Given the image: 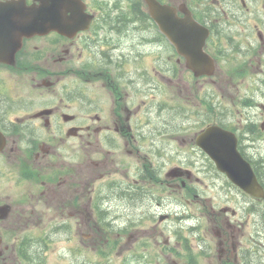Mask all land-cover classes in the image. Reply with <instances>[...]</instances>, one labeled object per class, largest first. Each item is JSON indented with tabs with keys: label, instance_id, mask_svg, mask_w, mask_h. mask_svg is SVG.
<instances>
[{
	"label": "flooded vegetation",
	"instance_id": "af4514ba",
	"mask_svg": "<svg viewBox=\"0 0 264 264\" xmlns=\"http://www.w3.org/2000/svg\"><path fill=\"white\" fill-rule=\"evenodd\" d=\"M156 1L192 7L193 18L208 31L203 50L215 64L223 47L249 56L252 68L261 61L264 47L255 35L259 43L264 37L249 5L260 7L262 0L235 1L238 21L229 25L238 27L242 43L228 37L229 25L217 18L225 12L217 13L216 6L207 12L201 1L199 11L193 0ZM60 3L65 15L55 28L22 38L13 57L0 56L6 60L0 61V264H57L50 255L54 238L70 230L67 242L75 239L72 225H63L73 217H87V223L90 217L144 216L183 222L187 217L163 209L160 196L170 204L199 203L205 185L199 174L207 172L205 162L214 169L196 139L207 126H221L222 118L200 93L191 96L189 83L193 79L202 88L210 79L221 93L222 82L195 76L151 20L144 0H112L111 7L100 0ZM240 10L251 22L240 21ZM131 29L135 34L127 37ZM190 122L200 127L193 136ZM225 129L234 131L238 150L255 161L248 152L254 153L260 131L248 123ZM233 188L250 211L255 199ZM197 210L216 233L220 263L249 264L254 249L236 240L239 228H253L254 217L239 218L227 206L216 215L204 205ZM261 227L264 234V217Z\"/></svg>",
	"mask_w": 264,
	"mask_h": 264
},
{
	"label": "rangeland",
	"instance_id": "374dc122",
	"mask_svg": "<svg viewBox=\"0 0 264 264\" xmlns=\"http://www.w3.org/2000/svg\"><path fill=\"white\" fill-rule=\"evenodd\" d=\"M100 1L103 5L111 7L112 0ZM200 1L207 12H213V6H216L217 13L224 11V14L218 15L222 23L229 25L238 21L232 14L234 11L232 8H236L234 6L237 4L236 0H193L198 8ZM259 6L251 3L249 9L255 8L254 21L258 23L264 37V0ZM121 15L124 16V14ZM250 17L247 11H241V22H251ZM228 27L230 30L227 29V33L231 35L228 37L239 39L238 27L233 25ZM132 34H135V30H127V37H132ZM255 39L258 44H261V48L264 47V42L259 43L256 35ZM239 41L244 42V38L241 36ZM222 52L223 58L216 64V70L211 77L213 81L222 82L221 93L216 90L214 84L209 82L210 79L204 83L202 88H199L191 79L189 83L191 96L200 93L206 105L217 106L219 110L213 112L215 117L220 114L222 123L227 124L231 129L235 126L241 128L242 123L254 125L263 137L255 140L254 153L249 151L248 154L255 160H263L264 163V130H260L261 124L264 123V54L260 62H253L254 67L252 68L249 56L234 55L232 52H227L226 47H223ZM79 85L85 84L80 81ZM172 95L175 98L179 97ZM189 126L191 136L200 129L193 122H190ZM245 144L249 146L250 142H245ZM194 158L191 157L192 160ZM205 165L207 172L199 174L205 179V185L199 189L200 197L203 198L201 202L195 204L189 199L190 204L185 203L182 206L176 203L170 204L163 195L160 196L163 209L170 210L171 214L176 212L177 216L174 217H187L182 220L183 222L178 221L177 218L162 222L158 221L157 217L144 216L90 217V223H87V217H73L74 219H68L67 222L63 220V225H72L75 239L71 243L67 242L70 230L55 237L57 243L50 251L52 261L57 264H185L183 255L188 253V264H221L215 244L216 233L210 231L209 219L200 217V212L197 210L199 205H204L214 215L226 206L237 209L239 218L247 217L244 215L250 213L248 217H254L251 218V220L254 219L253 228L250 225L239 228L236 241H240L244 247L249 246L254 249L249 264H264V234L261 227L264 205L262 201H255L250 211L242 208L243 205H240L238 200L243 196L229 184L225 177L213 174L207 162ZM261 169L264 173V167ZM262 176L263 174L260 173L261 178ZM249 205H251L250 202ZM141 209L146 210L144 207ZM181 226L183 228H180ZM191 227H198V229L191 234ZM199 244L206 247L199 250ZM183 247H188V250L184 251ZM73 250H78V253L71 258Z\"/></svg>",
	"mask_w": 264,
	"mask_h": 264
},
{
	"label": "water",
	"instance_id": "95a60500",
	"mask_svg": "<svg viewBox=\"0 0 264 264\" xmlns=\"http://www.w3.org/2000/svg\"><path fill=\"white\" fill-rule=\"evenodd\" d=\"M146 2L151 17L176 45L178 52L185 56L189 68L198 75L210 76L214 70V63L202 49L208 32L203 33L188 11H183L184 18H178L174 9L162 6L155 0H146ZM55 14V4H50L49 0L39 7L30 8L23 3H0V38L2 32L7 29L25 31L11 36L10 44L23 34L41 32L50 24L55 25ZM197 143L214 161L216 168L226 174L233 184L256 198L264 196V190L258 184L249 163L237 151L234 134L217 126H211L200 134Z\"/></svg>",
	"mask_w": 264,
	"mask_h": 264
},
{
	"label": "trees",
	"instance_id": "16d2710c",
	"mask_svg": "<svg viewBox=\"0 0 264 264\" xmlns=\"http://www.w3.org/2000/svg\"><path fill=\"white\" fill-rule=\"evenodd\" d=\"M257 175H258V173H257ZM259 176V175H258Z\"/></svg>",
	"mask_w": 264,
	"mask_h": 264
}]
</instances>
